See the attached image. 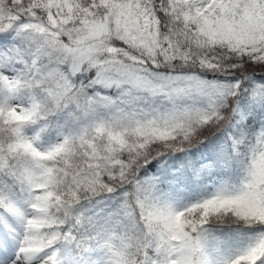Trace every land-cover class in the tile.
<instances>
[{"label": "snow or ice", "instance_id": "obj_1", "mask_svg": "<svg viewBox=\"0 0 264 264\" xmlns=\"http://www.w3.org/2000/svg\"><path fill=\"white\" fill-rule=\"evenodd\" d=\"M0 264H264V0H0Z\"/></svg>", "mask_w": 264, "mask_h": 264}]
</instances>
